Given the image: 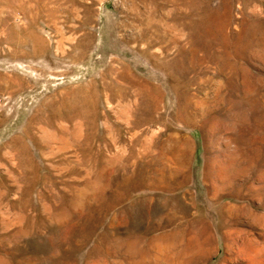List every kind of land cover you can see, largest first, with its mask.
<instances>
[{"label": "rangeland", "instance_id": "obj_1", "mask_svg": "<svg viewBox=\"0 0 264 264\" xmlns=\"http://www.w3.org/2000/svg\"><path fill=\"white\" fill-rule=\"evenodd\" d=\"M0 264H264V0H0Z\"/></svg>", "mask_w": 264, "mask_h": 264}]
</instances>
